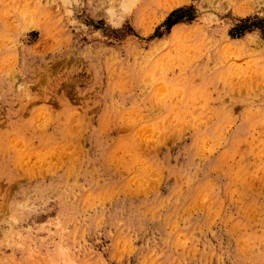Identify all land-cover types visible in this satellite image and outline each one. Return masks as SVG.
Here are the masks:
<instances>
[{
    "label": "rangeland",
    "instance_id": "rangeland-1",
    "mask_svg": "<svg viewBox=\"0 0 264 264\" xmlns=\"http://www.w3.org/2000/svg\"><path fill=\"white\" fill-rule=\"evenodd\" d=\"M0 264H264V0H0Z\"/></svg>",
    "mask_w": 264,
    "mask_h": 264
}]
</instances>
